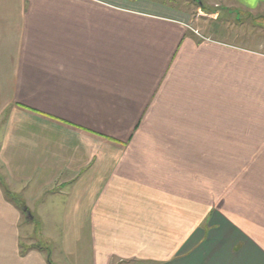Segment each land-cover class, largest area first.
<instances>
[{
    "label": "crops",
    "instance_id": "crops-1",
    "mask_svg": "<svg viewBox=\"0 0 264 264\" xmlns=\"http://www.w3.org/2000/svg\"><path fill=\"white\" fill-rule=\"evenodd\" d=\"M187 11L0 0V264H264V48Z\"/></svg>",
    "mask_w": 264,
    "mask_h": 264
},
{
    "label": "rangeland",
    "instance_id": "rangeland-1",
    "mask_svg": "<svg viewBox=\"0 0 264 264\" xmlns=\"http://www.w3.org/2000/svg\"><path fill=\"white\" fill-rule=\"evenodd\" d=\"M128 2H134V0H125ZM154 3L166 4L167 6H176L179 8L188 9L197 21H203L205 19V26L216 30L214 36L220 39H227L233 41L239 45H245L251 49L264 48V18H260L261 15L246 16L241 15L237 20L234 14H230L228 11L223 9L225 6L223 0H152ZM199 3L202 5L200 6ZM217 4L216 6H214ZM193 12V13H192ZM1 175V173H0ZM14 202H19L21 195L19 193L13 194ZM22 209L24 207L23 203H19ZM34 215V213L32 212ZM31 223L35 228V232L38 227L41 226L40 222L35 218L34 221L30 219L29 216H23L20 224V239L23 243H39L49 254L50 246L45 245L39 236H32L27 228ZM32 237V238H31ZM34 239V241H32ZM29 243V244H30ZM32 245V244H30ZM142 264V263H140ZM144 264V263H143Z\"/></svg>",
    "mask_w": 264,
    "mask_h": 264
},
{
    "label": "trees",
    "instance_id": "trees-1",
    "mask_svg": "<svg viewBox=\"0 0 264 264\" xmlns=\"http://www.w3.org/2000/svg\"><path fill=\"white\" fill-rule=\"evenodd\" d=\"M0 185H2V187L5 189V192L7 193L8 198H9L10 200L13 201V198L8 194L7 189L5 188V186L3 185V183H2L1 180H0ZM15 203H16V202H15ZM17 205L19 206V208H21V206L19 205L18 202H17ZM31 246L37 247V248H39V249L42 250V248H40V247L37 245V243H36V244H32ZM48 261H49V260H48ZM49 262H50V261H49Z\"/></svg>",
    "mask_w": 264,
    "mask_h": 264
}]
</instances>
